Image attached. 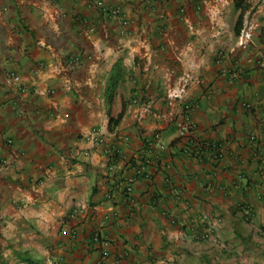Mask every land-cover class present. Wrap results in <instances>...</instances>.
Returning a JSON list of instances; mask_svg holds the SVG:
<instances>
[{"label":"crops","instance_id":"crops-1","mask_svg":"<svg viewBox=\"0 0 264 264\" xmlns=\"http://www.w3.org/2000/svg\"><path fill=\"white\" fill-rule=\"evenodd\" d=\"M100 261L264 264V0H0V264Z\"/></svg>","mask_w":264,"mask_h":264},{"label":"built area","instance_id":"built-area-1","mask_svg":"<svg viewBox=\"0 0 264 264\" xmlns=\"http://www.w3.org/2000/svg\"><path fill=\"white\" fill-rule=\"evenodd\" d=\"M248 37H249L248 29H242L240 34H239V44L245 43L247 41ZM75 61H76V56H70L67 60L69 65L74 64ZM12 77L14 79L17 78L16 75H12ZM242 104L245 107L249 106V103H247V102H243ZM174 124H175L176 130L180 136L185 135L191 129V123L185 119L176 120L174 122ZM154 141L156 144L160 145V140H159V137L157 135L154 136ZM135 171L136 172L140 171V168H136ZM132 179H133V176H129V177H127V180L124 183V191L127 193L131 189L130 184H131ZM93 238L95 241H97L101 245L99 257H100V259H102L103 257H105L107 255V250L105 249V245L107 244V240L105 238L99 237V236H94ZM99 264H102V261H100Z\"/></svg>","mask_w":264,"mask_h":264},{"label":"trees","instance_id":"trees-1","mask_svg":"<svg viewBox=\"0 0 264 264\" xmlns=\"http://www.w3.org/2000/svg\"><path fill=\"white\" fill-rule=\"evenodd\" d=\"M236 22L239 23V17L236 19ZM116 96L117 94L113 87L110 88L107 94V115L110 125L116 124L123 112V102L117 103L115 100Z\"/></svg>","mask_w":264,"mask_h":264}]
</instances>
